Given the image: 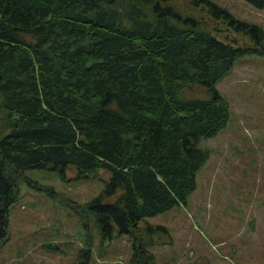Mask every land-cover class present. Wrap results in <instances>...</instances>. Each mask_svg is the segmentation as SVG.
Here are the masks:
<instances>
[{
  "label": "trees",
  "instance_id": "1",
  "mask_svg": "<svg viewBox=\"0 0 264 264\" xmlns=\"http://www.w3.org/2000/svg\"><path fill=\"white\" fill-rule=\"evenodd\" d=\"M189 1L248 42L162 0H0V240L23 169L86 177L104 168L82 206L100 239L130 234L129 260L145 264L138 233L163 226L138 222L186 203L209 154L197 138L229 116L215 81L239 53H264L258 23L213 0ZM84 238L75 264L89 256Z\"/></svg>",
  "mask_w": 264,
  "mask_h": 264
},
{
  "label": "rangeland",
  "instance_id": "2",
  "mask_svg": "<svg viewBox=\"0 0 264 264\" xmlns=\"http://www.w3.org/2000/svg\"><path fill=\"white\" fill-rule=\"evenodd\" d=\"M171 2L198 14L217 35L247 43L241 36L189 0ZM233 16L258 23L264 38V5L247 0H213ZM222 23V24H221ZM226 97L229 116L216 133L199 136L209 154L195 172L196 185L185 204L146 216L138 225L156 229L135 237L145 264H264V53L235 56L216 81ZM192 92L203 93L193 84ZM34 166L21 171L10 202L0 264H75L84 235L90 239L86 264H133L130 234L99 237L96 222L82 203L95 195L108 175L98 168L86 177ZM85 222V224H84Z\"/></svg>",
  "mask_w": 264,
  "mask_h": 264
}]
</instances>
